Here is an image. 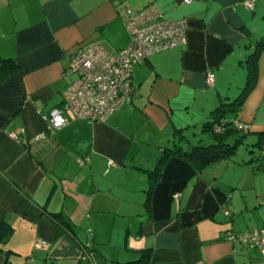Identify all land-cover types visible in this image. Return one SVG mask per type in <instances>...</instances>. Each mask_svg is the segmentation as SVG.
<instances>
[{
	"label": "crops",
	"instance_id": "crops-1",
	"mask_svg": "<svg viewBox=\"0 0 264 264\" xmlns=\"http://www.w3.org/2000/svg\"><path fill=\"white\" fill-rule=\"evenodd\" d=\"M148 3L186 18V43L136 62L131 99L105 120L50 131L46 115L62 105L78 45L116 53L130 43L123 15ZM259 41L256 81L237 112L253 147L200 170L168 157L146 207L160 147L179 129L209 140L203 121L243 86ZM0 56L17 64L0 80V264H264L258 246L227 236L264 229L254 157L256 140L264 145V0L252 9L241 0H0Z\"/></svg>",
	"mask_w": 264,
	"mask_h": 264
},
{
	"label": "built area",
	"instance_id": "built-area-1",
	"mask_svg": "<svg viewBox=\"0 0 264 264\" xmlns=\"http://www.w3.org/2000/svg\"><path fill=\"white\" fill-rule=\"evenodd\" d=\"M241 2L249 9L255 5V0ZM123 18L130 43L116 53L97 41H83L78 45L69 64L75 76L62 91V105L50 108L46 115L50 131L73 118L105 120L113 110L131 99L134 86L130 75L136 62L155 51L187 41L186 18L165 16L155 3H148ZM205 82L213 84L212 71L206 72ZM236 123L245 130L249 128L247 123L239 120ZM11 136L18 137L15 132H11ZM45 136L41 132L34 138ZM109 163L114 161L109 160ZM227 236L248 246H258L264 254L263 228L228 232ZM43 243L40 239L35 242L38 246Z\"/></svg>",
	"mask_w": 264,
	"mask_h": 264
},
{
	"label": "trees",
	"instance_id": "trees-1",
	"mask_svg": "<svg viewBox=\"0 0 264 264\" xmlns=\"http://www.w3.org/2000/svg\"><path fill=\"white\" fill-rule=\"evenodd\" d=\"M261 49V42H256L252 52H249L245 58L246 64V80L241 87L240 92L231 100L226 101V97L221 100L209 111L208 116L202 123V129L209 135L210 141L208 143L193 142L185 133L179 129L174 132L170 142L160 147V152L156 159L155 165L148 171L149 185L146 189L145 205L149 207V200L152 189L158 181L159 175L162 171L163 164L170 156H178L188 162L192 163L197 170L203 168L206 164L220 158L230 157L236 152L240 142L244 140L247 131L239 127L236 123L238 121L237 112L242 105L244 98L252 89L257 77V59ZM17 64L11 56H0V80H3ZM264 132L259 133V138ZM254 144H259V152L255 153L254 157L258 160L256 169L264 170V145L257 139ZM252 150V148H250ZM52 217L61 224H65V230L72 232L66 228L67 220L65 215L61 212H50ZM1 228V227H0ZM72 235L74 233L72 232ZM78 239L76 236H74ZM80 244L84 247L83 243ZM88 250H92L89 245ZM147 251V250H146ZM145 260L147 254L142 256Z\"/></svg>",
	"mask_w": 264,
	"mask_h": 264
},
{
	"label": "rangeland",
	"instance_id": "rangeland-1",
	"mask_svg": "<svg viewBox=\"0 0 264 264\" xmlns=\"http://www.w3.org/2000/svg\"><path fill=\"white\" fill-rule=\"evenodd\" d=\"M245 66H246V64H245ZM240 90H241V88L236 92V94L235 95H233V96H231V97H226V101H228V100H231L233 97H235L239 92H240ZM248 135H246V137H244V140L242 141V142H240L239 143V145H238V147H237V152H238V150L240 149H242V148H248V147H253V146H251V145H249V143H248V141L249 140H247V137ZM252 138H253V136H252ZM191 140L193 141V142H197V141H199L198 139H197V137L195 136L194 138H191ZM210 141V138H209V140H202L201 142H203V143H208ZM256 147H254V149H255Z\"/></svg>",
	"mask_w": 264,
	"mask_h": 264
}]
</instances>
